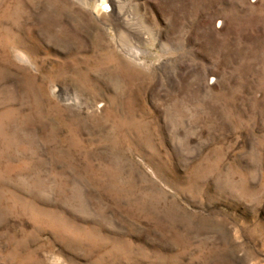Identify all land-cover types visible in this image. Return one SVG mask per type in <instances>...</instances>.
<instances>
[{
    "label": "rangeland",
    "instance_id": "1",
    "mask_svg": "<svg viewBox=\"0 0 264 264\" xmlns=\"http://www.w3.org/2000/svg\"><path fill=\"white\" fill-rule=\"evenodd\" d=\"M101 2L0 0V264H264V0Z\"/></svg>",
    "mask_w": 264,
    "mask_h": 264
},
{
    "label": "bare ground",
    "instance_id": "2",
    "mask_svg": "<svg viewBox=\"0 0 264 264\" xmlns=\"http://www.w3.org/2000/svg\"><path fill=\"white\" fill-rule=\"evenodd\" d=\"M106 0H102L101 4L105 5ZM103 10H101V7L98 8V13L101 14ZM101 17V16H100ZM104 20V19H103Z\"/></svg>",
    "mask_w": 264,
    "mask_h": 264
}]
</instances>
